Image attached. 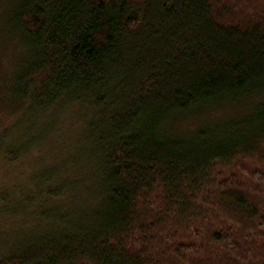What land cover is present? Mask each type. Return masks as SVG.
<instances>
[{
  "label": "trees",
  "instance_id": "trees-1",
  "mask_svg": "<svg viewBox=\"0 0 264 264\" xmlns=\"http://www.w3.org/2000/svg\"><path fill=\"white\" fill-rule=\"evenodd\" d=\"M9 10L29 56L1 158L31 153L49 122L79 126L0 191V264H264V0H0ZM242 98L249 114L179 128Z\"/></svg>",
  "mask_w": 264,
  "mask_h": 264
},
{
  "label": "rangeland",
  "instance_id": "rangeland-1",
  "mask_svg": "<svg viewBox=\"0 0 264 264\" xmlns=\"http://www.w3.org/2000/svg\"><path fill=\"white\" fill-rule=\"evenodd\" d=\"M12 20H14L12 11H0V135L2 136L4 134L3 136H6L2 138L1 141H4V143L7 142L9 147L12 145V136L14 135V132H18L19 130L18 128L17 130H14L12 125L15 123L22 111V105L11 99L14 95L12 92L14 90L15 78L29 56L28 51L25 47H23L20 39L17 38V44L16 36L12 34L14 29L12 26ZM242 99L229 104L224 103L223 105L215 106L208 110L193 111L189 113L191 115L186 113L182 120L177 121L179 128H181L182 125L184 127L188 126L191 128L192 124L194 125L197 123L208 125L210 123H217L229 117L238 118L246 112L249 114V108L251 107V103H254V98H251L252 100L245 98ZM71 116L73 115L65 117L66 122L63 124H60V121L52 124L51 126L49 122L46 125L47 128L53 127L54 129L49 133L48 131L45 132L43 134V141L36 144L32 151H30L31 153L25 154L20 160L13 162L7 161L3 159V157L1 158L0 154V191L10 188V186L15 183L16 185L19 184L21 180L23 181L30 171L38 168L41 164H44V161L42 160H46L49 154L50 156H56L57 153L55 152V148H57L63 140L60 135L62 130L66 131V128H64L65 125L69 124L67 130L71 133L79 126V124H76L78 121H76V123L73 122ZM39 119L40 121L42 120V118ZM26 121H28V119ZM27 126L28 124H24V128H27ZM6 133L8 135H6ZM40 134L42 133L40 132ZM22 185H26V183ZM17 189L22 190V187L20 186ZM73 197L74 196H72V198ZM75 199L76 198H73L69 202L74 205L73 202ZM72 210L76 212V206L72 207ZM25 218L28 219L27 223L25 221V224L22 225L20 229L16 226L19 230L15 234L5 236L9 239L11 245L17 244L16 241L20 238L18 233L22 232V235L25 233L24 235L26 236L29 233H35L33 230L37 229L38 226L34 222L35 220H38V217L35 214L34 216ZM10 220H7V223H5L4 220L2 221V223L5 224L4 228L3 225L1 226L2 229L9 226H11L9 228H13L11 224H15L16 222H10ZM1 234L2 232L0 231V237L2 236Z\"/></svg>",
  "mask_w": 264,
  "mask_h": 264
}]
</instances>
